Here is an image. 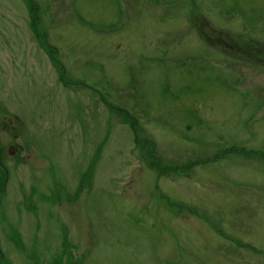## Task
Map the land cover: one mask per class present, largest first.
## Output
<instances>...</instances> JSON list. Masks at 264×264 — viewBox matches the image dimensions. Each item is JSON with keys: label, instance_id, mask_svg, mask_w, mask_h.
Instances as JSON below:
<instances>
[{"label": "rangeland", "instance_id": "rangeland-1", "mask_svg": "<svg viewBox=\"0 0 264 264\" xmlns=\"http://www.w3.org/2000/svg\"><path fill=\"white\" fill-rule=\"evenodd\" d=\"M0 264H264V0H0Z\"/></svg>", "mask_w": 264, "mask_h": 264}]
</instances>
